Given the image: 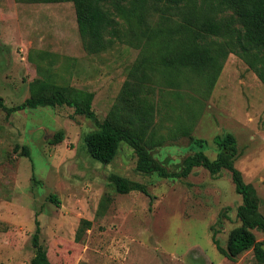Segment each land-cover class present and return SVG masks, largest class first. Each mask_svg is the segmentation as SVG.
I'll return each instance as SVG.
<instances>
[{
    "label": "rangeland",
    "instance_id": "rangeland-1",
    "mask_svg": "<svg viewBox=\"0 0 264 264\" xmlns=\"http://www.w3.org/2000/svg\"><path fill=\"white\" fill-rule=\"evenodd\" d=\"M201 1L214 16L228 12L218 0ZM118 21L112 44L93 53L84 46L73 3L0 0V97L9 107L20 105L30 97V83L47 78L94 92L93 108L103 120L121 97L130 71L145 58L148 64L157 60V48L167 39L142 37L136 17ZM146 22L158 29L161 14L152 11ZM183 37L173 34L171 49ZM208 42L218 47L226 39ZM220 62L215 79L216 68L203 74L186 70L188 80L178 89L159 83L157 76L147 81L153 90L148 93L146 87L144 95L156 106L155 130L165 140L153 152L171 165L191 154L189 137L179 131L182 123L208 142L204 152L212 159L217 156L214 138L233 134L240 152L235 165L256 188L264 214V84L239 56ZM97 129L95 121L68 106L10 116L0 108V264H31L37 220L40 242L54 264H257L253 251L232 261L212 241L216 234L225 248L230 231L241 224L242 197L228 171L212 176L196 168L185 179L147 176L135 170L137 156L126 143L113 162L103 164L84 142ZM60 131L64 140L53 144ZM16 145L28 146L30 156L15 152ZM112 174L145 184L152 203L141 192L117 193L109 183ZM102 201L106 208L98 213ZM82 219L93 226L77 242ZM255 234L264 240L262 232Z\"/></svg>",
    "mask_w": 264,
    "mask_h": 264
},
{
    "label": "trees",
    "instance_id": "trees-1",
    "mask_svg": "<svg viewBox=\"0 0 264 264\" xmlns=\"http://www.w3.org/2000/svg\"><path fill=\"white\" fill-rule=\"evenodd\" d=\"M218 1L229 12H224L222 17L207 12L205 6L208 3L201 0H16L26 4L73 3L84 46L93 53L104 51L112 44L121 16L127 19L130 16L136 17L141 36L150 42L161 35L167 39L157 48V60L148 64L149 59L145 58L130 71L121 97L103 120L98 118L93 108L94 92L59 85L47 78L32 81L29 85L30 97L20 105L9 107L0 97V108L7 116L18 111L44 107L73 108L75 114L96 122L98 129L87 133L84 142L90 156L103 164L113 162L122 144L126 143L137 156L135 170L147 176L185 179L196 168H204L212 176L228 171L237 193L242 197V203L237 209L241 224L230 231L225 248L216 234H213L212 241L229 260L236 261L245 252L253 251L257 264H264V240L259 241L255 234V231L264 234V214L260 211L256 188L245 181L235 165L240 155L236 137L231 133L216 136L214 145L217 156L212 159L204 152L208 142L194 137L192 126L182 123L179 131L183 137H189L192 153L180 163L171 165L169 160L162 161L153 152L165 146V140L162 136L158 137L155 130L156 106L144 95L146 87L148 93L153 90L146 84L147 81L152 82L153 76H157L159 83L164 86L178 89L188 80L186 70L203 74L205 70L216 68L215 79L222 67L220 61L235 54L247 63L264 84V0ZM152 11L161 14L158 29L150 28L146 22L147 15ZM168 20H177V23L171 27L167 24ZM173 34L184 36L176 42L175 49H171L170 45ZM213 38H224L226 42L212 47L208 40ZM63 140L64 131H60L52 143L58 144ZM194 149L197 151L193 152ZM14 150H21L23 155L30 156L28 146L16 145ZM108 179L117 193L125 195L141 192L150 196L152 203L154 197L145 184L119 174H112ZM52 199L58 202L55 197ZM105 208L102 201L98 213H102ZM36 225L32 237L35 255L31 264H54L40 242L41 228L38 220ZM92 226V221L82 219L76 232V241L80 242Z\"/></svg>",
    "mask_w": 264,
    "mask_h": 264
},
{
    "label": "crops",
    "instance_id": "crops-1",
    "mask_svg": "<svg viewBox=\"0 0 264 264\" xmlns=\"http://www.w3.org/2000/svg\"><path fill=\"white\" fill-rule=\"evenodd\" d=\"M21 4H26V3H21ZM56 4H62V3H56ZM27 5H34V4H27ZM10 40V39H9Z\"/></svg>",
    "mask_w": 264,
    "mask_h": 264
}]
</instances>
